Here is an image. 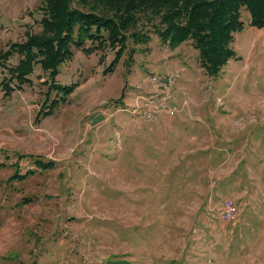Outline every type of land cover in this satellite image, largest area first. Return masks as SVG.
<instances>
[{"label":"rangeland","instance_id":"374dc122","mask_svg":"<svg viewBox=\"0 0 264 264\" xmlns=\"http://www.w3.org/2000/svg\"><path fill=\"white\" fill-rule=\"evenodd\" d=\"M40 4L0 0V58L40 32ZM239 21L215 75L188 40L150 34L71 49L54 83L73 91L49 114L37 65L0 90V264H264V29L244 8ZM151 74L176 88L153 121L134 110Z\"/></svg>","mask_w":264,"mask_h":264},{"label":"trees","instance_id":"16d2710c","mask_svg":"<svg viewBox=\"0 0 264 264\" xmlns=\"http://www.w3.org/2000/svg\"><path fill=\"white\" fill-rule=\"evenodd\" d=\"M40 32H25V40L3 53L0 66L17 54V63L6 67L0 81L4 96L30 86L34 66L47 77L42 103L54 92L49 114L55 101H63L71 86L54 83L60 64L71 56V49L90 54L106 47L123 52L128 39L145 44L150 34L166 46L185 40L197 53L199 66L206 74L215 75L231 57L232 35L241 28L240 8L246 9L250 24L264 29V0H40ZM148 24L146 33L133 29L140 20ZM8 51V50H7ZM133 50H129L131 57ZM113 65V64H112ZM112 65L109 68H112Z\"/></svg>","mask_w":264,"mask_h":264},{"label":"built area","instance_id":"2783aa9c","mask_svg":"<svg viewBox=\"0 0 264 264\" xmlns=\"http://www.w3.org/2000/svg\"><path fill=\"white\" fill-rule=\"evenodd\" d=\"M147 82L154 92L147 99H143L141 102L137 101L138 104L134 110L140 111L141 117L149 121L156 120L160 114H172L175 110V106L171 104L174 80L159 74H151L148 76Z\"/></svg>","mask_w":264,"mask_h":264},{"label":"crops","instance_id":"0c3cea01","mask_svg":"<svg viewBox=\"0 0 264 264\" xmlns=\"http://www.w3.org/2000/svg\"><path fill=\"white\" fill-rule=\"evenodd\" d=\"M175 89H176V88L174 87V89H173V90H174V93H175L174 96L176 97V91H175ZM175 97H174V100H175ZM171 104L174 105V101H173ZM162 115H167V114H161V115H159V116H162ZM159 116H158V117H159ZM158 117H157V118H158ZM157 118H156V119H157Z\"/></svg>","mask_w":264,"mask_h":264},{"label":"water","instance_id":"95a60500","mask_svg":"<svg viewBox=\"0 0 264 264\" xmlns=\"http://www.w3.org/2000/svg\"><path fill=\"white\" fill-rule=\"evenodd\" d=\"M99 119H100V118H99ZM97 120H98V118L94 119V120H93V123H95Z\"/></svg>","mask_w":264,"mask_h":264}]
</instances>
